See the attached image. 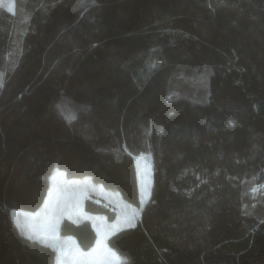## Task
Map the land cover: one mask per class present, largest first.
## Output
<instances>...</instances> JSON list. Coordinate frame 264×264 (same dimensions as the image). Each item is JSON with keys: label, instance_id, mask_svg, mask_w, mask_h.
Segmentation results:
<instances>
[{"label": "trees", "instance_id": "obj_1", "mask_svg": "<svg viewBox=\"0 0 264 264\" xmlns=\"http://www.w3.org/2000/svg\"><path fill=\"white\" fill-rule=\"evenodd\" d=\"M13 3L0 2V264H57L13 214L44 204L55 167L134 208L107 238L119 264H264V0ZM84 208L121 211L97 194ZM59 233L98 238L72 215Z\"/></svg>", "mask_w": 264, "mask_h": 264}, {"label": "rangeland", "instance_id": "obj_2", "mask_svg": "<svg viewBox=\"0 0 264 264\" xmlns=\"http://www.w3.org/2000/svg\"><path fill=\"white\" fill-rule=\"evenodd\" d=\"M0 2L13 8V0H0ZM136 163L141 199L145 202L150 196L153 182L150 153L137 154ZM50 188L45 203L37 211L14 210V217L21 229L33 238L55 245L58 248L57 264H119L122 257L108 245L107 238L133 219L134 208L119 200L114 189L105 188L89 177L69 178L59 167H55L51 174ZM93 194L113 198L121 209L115 220L110 221L106 215L91 213L84 208L85 198ZM65 215L92 220L98 238L91 248H81L73 235H60L59 224Z\"/></svg>", "mask_w": 264, "mask_h": 264}, {"label": "crops", "instance_id": "obj_3", "mask_svg": "<svg viewBox=\"0 0 264 264\" xmlns=\"http://www.w3.org/2000/svg\"><path fill=\"white\" fill-rule=\"evenodd\" d=\"M50 189H51V188H50ZM44 203H45V202H44ZM42 206H43V205H42ZM42 206H41V207H42Z\"/></svg>", "mask_w": 264, "mask_h": 264}]
</instances>
